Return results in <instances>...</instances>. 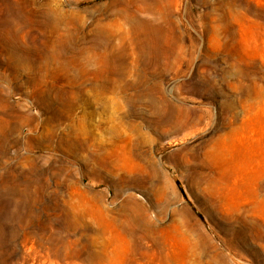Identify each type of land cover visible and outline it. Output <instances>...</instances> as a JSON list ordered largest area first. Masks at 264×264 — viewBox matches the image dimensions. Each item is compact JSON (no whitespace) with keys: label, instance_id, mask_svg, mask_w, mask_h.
Returning <instances> with one entry per match:
<instances>
[{"label":"rangeland","instance_id":"374dc122","mask_svg":"<svg viewBox=\"0 0 264 264\" xmlns=\"http://www.w3.org/2000/svg\"><path fill=\"white\" fill-rule=\"evenodd\" d=\"M0 264H264V0H0Z\"/></svg>","mask_w":264,"mask_h":264}]
</instances>
